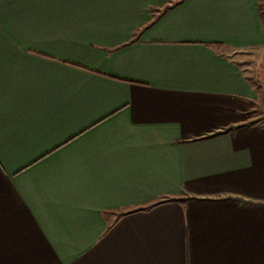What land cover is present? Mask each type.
Listing matches in <instances>:
<instances>
[{
  "label": "crops",
  "instance_id": "obj_1",
  "mask_svg": "<svg viewBox=\"0 0 264 264\" xmlns=\"http://www.w3.org/2000/svg\"><path fill=\"white\" fill-rule=\"evenodd\" d=\"M261 0H0V264H264Z\"/></svg>",
  "mask_w": 264,
  "mask_h": 264
},
{
  "label": "rangeland",
  "instance_id": "obj_2",
  "mask_svg": "<svg viewBox=\"0 0 264 264\" xmlns=\"http://www.w3.org/2000/svg\"><path fill=\"white\" fill-rule=\"evenodd\" d=\"M264 9V0L260 1ZM236 60L247 72V75L259 87V100L254 107V116L264 121V46L254 54L237 55Z\"/></svg>",
  "mask_w": 264,
  "mask_h": 264
},
{
  "label": "trees",
  "instance_id": "obj_3",
  "mask_svg": "<svg viewBox=\"0 0 264 264\" xmlns=\"http://www.w3.org/2000/svg\"><path fill=\"white\" fill-rule=\"evenodd\" d=\"M261 22H262V25H263V28H264V16H263V14H262V12H261Z\"/></svg>",
  "mask_w": 264,
  "mask_h": 264
}]
</instances>
